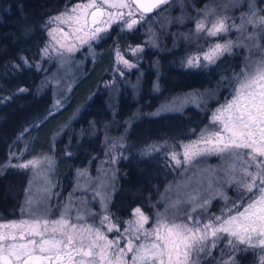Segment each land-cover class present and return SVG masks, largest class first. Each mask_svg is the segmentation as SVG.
<instances>
[{
  "label": "snow or ice",
  "instance_id": "6c2138e0",
  "mask_svg": "<svg viewBox=\"0 0 264 264\" xmlns=\"http://www.w3.org/2000/svg\"><path fill=\"white\" fill-rule=\"evenodd\" d=\"M168 3L169 0H77L49 17L48 36L55 44L47 45L43 52L47 55L51 48L63 49L61 56L64 52L73 53L76 45L62 43L61 39L74 36L80 45H90V41L99 39L113 22L122 21L125 27L132 29L147 13ZM125 9L127 12L123 11ZM248 9L239 25H229L227 16L197 21L196 32L206 33L207 37L220 36L232 28L244 32L246 25L259 27L260 33L245 37L252 41L251 45L232 40L217 42L207 51L187 59L188 67L198 68L215 64L225 53L231 54L234 47H246L250 53L244 66L234 73L232 98L216 109L197 140L181 144L182 152L171 153L177 167L182 163L191 164L206 154L230 159L226 174L237 191L231 206L220 215L206 216L211 200L202 199L199 189H193L183 199L169 201L164 212L156 213L152 223L153 218L136 207L135 219L128 221V227L121 232L111 223L109 215H103L97 227L81 223L85 218L79 213L73 219L69 206H65L57 219H51L48 197L29 194L19 220L0 221V264H201L202 254H209L220 240L227 241L232 253L258 249L259 264H264V44L260 43L264 37V15H258L252 0ZM137 13L139 20L135 18ZM212 15V11L205 12V17ZM53 24L56 27H49ZM61 25L68 26L70 31L66 32ZM55 45H59V49ZM141 50L138 47L132 52ZM117 56L126 66L134 67L119 53ZM41 163L39 160L16 165L9 162L3 167L37 169ZM42 191L47 193L48 188ZM106 222L107 232L118 233L115 239H108L101 231ZM223 264H236V260L230 255Z\"/></svg>",
  "mask_w": 264,
  "mask_h": 264
},
{
  "label": "trees",
  "instance_id": "16d2710c",
  "mask_svg": "<svg viewBox=\"0 0 264 264\" xmlns=\"http://www.w3.org/2000/svg\"><path fill=\"white\" fill-rule=\"evenodd\" d=\"M67 1L0 0V221L15 218L26 182L19 171L3 167L6 159L20 152L25 158L38 155L50 147L54 136H57L56 174L60 181L66 178L68 182L75 166L87 163L89 156L94 151L101 152L103 145L112 138L128 145L135 144L133 151L127 149L118 164L110 209L120 219L130 217L136 207L154 217L163 208L165 198L161 197L162 191L167 192L169 184L175 183L176 172L168 163H161L158 157L142 154L145 146L162 140L166 142V139L178 145V139H185L189 129L202 125L206 114L194 106L164 114L152 111L167 97L185 91L207 89L215 94L228 90L233 81L221 80L220 71H225L224 67L218 70L227 58L210 71L184 68L176 60L188 49L186 44L192 38L184 25H170L168 33L163 36V48L145 51L143 77L134 90L124 88L123 84L127 79L133 82L136 76L120 80V93L110 105L109 92L101 82L112 68L114 42L105 43L102 46L105 52L75 84L67 104L49 113L52 94L49 89L41 90L44 74L34 64L39 59L43 25ZM184 1L192 2L183 7ZM203 1L209 0H181L180 5L178 0H171L150 14L163 12L172 4L177 10L191 12L192 5L201 6ZM116 35L115 42L122 44L136 38L126 31ZM236 61L230 66L237 68ZM192 71L197 76L210 78L207 82L192 80ZM181 77L190 81L183 83ZM20 88L27 91L20 92ZM164 124L169 127L166 129ZM62 127H65L63 133L60 132ZM67 150L69 154H65Z\"/></svg>",
  "mask_w": 264,
  "mask_h": 264
},
{
  "label": "rangeland",
  "instance_id": "374dc122",
  "mask_svg": "<svg viewBox=\"0 0 264 264\" xmlns=\"http://www.w3.org/2000/svg\"><path fill=\"white\" fill-rule=\"evenodd\" d=\"M76 2L77 0H68L52 16L64 11L65 5L71 6ZM191 2L184 1L182 6L191 5ZM252 2L258 10V15H264V11H259L264 10V0H252ZM180 3L181 0H178L179 5ZM248 3L249 0H209L203 1V4L198 7L196 4L192 5L193 7L190 9L191 12H184L183 9L177 10L174 8L175 4H172L164 9L163 12L160 11V13L154 15L146 14V18L139 21L132 29L125 27L122 21L113 22L108 28V31L102 33L99 39L90 41V45H80L79 41H77L74 36H69L67 40L61 39L62 43L75 44L77 47V50L73 53L64 52L63 56L60 55L63 49L56 51L50 48L47 55L43 52V49L47 45L55 44L48 36L49 29L46 27L47 20L42 27L44 30L39 40V59H36L37 62L34 66L44 74L41 90L49 89L52 94L53 103L49 113L56 112L67 104L75 84L91 69L98 57L105 52L102 46L105 45V43L109 45L112 41L114 42V46H112L111 49L112 68L111 71H109L110 73L104 76L101 84L102 87L109 92V103L113 105L112 99H117L120 93V80H124L126 77L133 78L136 76L133 82L127 79L124 80L123 84L124 88L132 87L134 90L139 79L143 77L142 63L145 59V51L159 48L160 46V48H163V36L168 33L170 25H184L186 33L189 34L192 40L189 44H186L189 46L187 47L188 49H185L176 61H179V64L184 68L194 71L199 69L210 71L211 67L218 65L220 61L227 58V62L225 63L224 60L218 70L224 67L223 69L225 71H220L221 80L224 78L228 80L231 79L233 83L228 90L225 92L222 91V94L216 92L214 94L213 91L208 92L207 89H194L171 95L170 98L167 97L152 111L154 114L171 113L174 111H181L186 106H194L202 109L201 112L206 114V116H204L205 118H203V120H205L202 125H198L196 129H189L185 139H178V145L173 143L171 139H169V141L166 139L168 142H163L164 140H162V142L147 143L148 145L146 144L147 147L145 146V151H143L142 154L144 153V155L153 158L158 157L161 163H168L176 172L175 183L171 182V185L169 184V187L166 189L167 192H164L165 190L162 191L161 197L165 198V201L162 205V210L159 212H164L169 201H175L178 198L183 199L185 195L191 193L193 189H199L202 199L210 198L211 200L205 215H220L221 211L231 206V202L237 197L236 187L228 182L230 177L226 174L231 160L216 154H206L197 157L191 164L182 163L177 167L175 162L171 160V153L172 151L182 152L180 148L181 144H187L197 140L201 132L210 124L211 116L216 109L232 98L233 87L235 85V80L233 79L234 73L239 72L244 66L245 58L248 57L250 53L249 49L246 47H234L231 54L225 53L215 64H209L207 67L198 68L188 67L187 59L192 55L207 51L210 45L217 42L225 43L228 40H232L251 45L252 41L246 40L245 37L250 34L260 33L259 27L254 29L252 25H246L247 30L244 32H238L236 29L232 28L227 33L220 36L207 37L206 33L196 32L197 21L205 18L211 21L217 16H227L230 18L227 21L229 25L233 23L239 25L241 23V17L249 11ZM123 11L127 12L126 9ZM207 11H212L213 15L205 17V12ZM135 18L139 20L138 13ZM49 27H56V25L53 24ZM60 27L64 28L66 32L70 31L69 27L66 25H61ZM125 31L129 34L131 33L136 38H133V41H125L123 44L115 42L114 34L118 35ZM58 38L60 37L58 36ZM260 43L264 44V37L260 39ZM98 47L102 48L99 49ZM138 47L142 50L134 54L132 49ZM55 48L59 49V45H55ZM117 53H119L124 60H128L134 67L126 66L123 60L118 58ZM235 58L237 61L233 60ZM235 61L237 68L230 66V63ZM201 63L203 64L205 62L201 60ZM192 74L193 75L190 76L192 80L207 82L210 78V76H197L193 71ZM181 79L183 83L190 81L185 77H181ZM219 91H221V89ZM164 127L167 129L169 124H164ZM64 129L65 127H62L60 132L63 133ZM134 147L135 144L133 143L128 145L123 140L112 138L111 141L103 145L101 152L94 151L87 159V163L75 166L70 173L71 178L69 182L66 181V178H61L60 181L56 174L58 166L56 158L57 136L52 137L50 147L38 155L28 158H25L22 152L10 155L6 159L5 165H8L9 162L12 165L24 164L32 160H39L42 162L37 169H32L31 166L27 169L5 167L6 169L10 168L19 171L20 174H23L26 178L22 202L18 208L17 215L12 220H19L21 218V208L24 206L25 200L29 194H33L37 197L43 195L48 197L47 203L52 208L51 219H57L61 212L65 210V206H69V214L73 219L78 213L84 216L85 219L81 221V223L87 222L88 224L100 227V218L107 214L111 217V223L117 225L121 232H123L124 228L128 227L127 222L135 219L133 212L130 217L124 219L117 218L110 209V203L115 192L118 164L122 156H124V154L126 155V150L129 149L133 151ZM69 153L68 151L65 154ZM73 156H76V153ZM209 182H211V186H209ZM101 183H103V187H100ZM185 185H187V187H185ZM45 187L48 188L47 193L42 191ZM97 192H99L100 195H97ZM225 197H227V200H225ZM145 214L148 215L147 213ZM150 218H153L150 220V223H152L155 216ZM148 226L149 225H145L146 228ZM101 231L106 233L108 239H115L118 236L115 230L113 232H107V222L105 226L101 228ZM240 247L243 248L244 246L241 245ZM259 254L258 249L232 253L227 241L220 240L217 246L211 249L209 254H202L201 264H223V261L228 260L230 255L234 256L236 264H259Z\"/></svg>",
  "mask_w": 264,
  "mask_h": 264
},
{
  "label": "flooded vegetation",
  "instance_id": "af4514ba",
  "mask_svg": "<svg viewBox=\"0 0 264 264\" xmlns=\"http://www.w3.org/2000/svg\"><path fill=\"white\" fill-rule=\"evenodd\" d=\"M170 1H171V0H169V2H170ZM166 5H167V4H166ZM164 6H165V5H163L162 7H164ZM162 7H161V8H162ZM156 10H158V9H156ZM156 10H155V11H156ZM153 12H154V11H153ZM153 12H151V13H153ZM147 14H150V13H147ZM5 222H7V221H5Z\"/></svg>",
  "mask_w": 264,
  "mask_h": 264
},
{
  "label": "water",
  "instance_id": "95a60500",
  "mask_svg": "<svg viewBox=\"0 0 264 264\" xmlns=\"http://www.w3.org/2000/svg\"><path fill=\"white\" fill-rule=\"evenodd\" d=\"M162 6H163V5H162ZM162 6H161V7H162ZM154 11H155V10H154Z\"/></svg>",
  "mask_w": 264,
  "mask_h": 264
}]
</instances>
